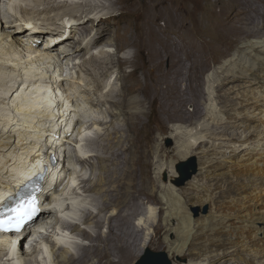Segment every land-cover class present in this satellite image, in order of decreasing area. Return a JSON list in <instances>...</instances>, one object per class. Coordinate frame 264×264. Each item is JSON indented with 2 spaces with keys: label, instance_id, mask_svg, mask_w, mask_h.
Masks as SVG:
<instances>
[{
  "label": "bare ground",
  "instance_id": "obj_1",
  "mask_svg": "<svg viewBox=\"0 0 264 264\" xmlns=\"http://www.w3.org/2000/svg\"><path fill=\"white\" fill-rule=\"evenodd\" d=\"M14 1L16 0H9L8 3L12 9ZM26 1L28 2L29 0ZM125 1L34 0V7L38 9L34 12V16L40 18L41 21H48L49 24H52L53 20L45 14L66 8L83 10L79 15L83 22H78V20L75 21L76 23H72L73 20L65 21L66 27L58 34V30L49 31L45 28H39L38 25L45 27L46 24L35 23L38 22L35 18L23 19L26 24L24 25L25 27L20 25H18L19 27H14L13 25V33L9 32V26L5 25L4 27L1 22L0 105L1 103L5 104L4 106L10 104L14 96L19 102H16L14 98V103H17L16 105L12 104V101L11 104L12 106L14 105V109L12 110L11 106L8 107L7 105L5 110L3 109L4 111H2L1 109L0 112L4 116L3 122L0 121L2 122L0 126H3L0 129V153L4 154L0 155V204L8 196L15 195L26 181L40 174H44L45 182H49V185L53 187V190L46 197L47 208L43 209L42 207L41 222L39 221L40 223L36 228L46 231L45 233L32 231L34 232L33 235L36 233L34 236L40 235L39 237L42 239L36 242L33 247L34 264L46 263L44 260L47 258L44 255L41 256L43 254L41 248L51 241L53 245L52 252L56 258L54 264H130L136 257L134 253L136 248L134 245L135 240H132L133 221L135 216L145 209L146 201L149 203L162 202L164 206H167L164 222L168 226L172 220L179 221L178 214L171 205L175 199L182 201V198L172 186L173 182L177 180L178 173L174 170L172 172L169 171V183L172 184L169 190H162L165 191L162 199L158 198L154 191L162 187L160 186V179L153 182V190L146 189L145 183L148 180L147 178H149V171L146 169L148 167L146 162H144L148 157L144 149L150 146L151 141L150 143H143L140 139H137L134 143L136 147L135 154H137V158L134 160L128 159L129 156L127 157V154L129 155L132 152L129 146L120 148L119 152H113L111 146L103 147L102 149L110 156L106 158L100 157V160L113 162V164L111 163L112 166L103 168V173L96 176L95 180H80L79 185L74 187L72 193L83 189L85 193L106 194V202L104 204L99 205L96 200L92 201V205L96 207L97 211H92L89 207H85L84 205L87 203L83 201L81 203L82 206L78 210L76 205L72 206L70 215H65L64 217L56 216V211L53 208L58 202H63V204L59 203L61 204L60 207H66L65 210L67 211L64 214L70 211L68 210V203L66 204L65 202L68 197L62 195L64 199H57L59 198L57 197L58 195L53 196V193L58 191L64 182L63 175L70 170L66 166L68 154L63 151L70 141L71 134L69 135L67 132L73 129L72 132L74 133L77 126L82 124L84 115L81 109L84 108L82 107L83 105L81 106L77 103V100L71 94H68L64 88L63 82L65 80H62V75L65 72V67L62 64L59 65V63L64 59L66 60V58H71L72 60L80 58L83 60L92 50L100 49L102 46H113V40L109 36V29L103 21L104 15L100 16V13L96 12L100 16L99 18L97 17L94 20L89 18L87 20L88 14L103 9L108 10L107 15L111 16V18L116 16L118 11H123L122 14L124 15L129 14L136 17L137 20L141 19V22L136 27L131 22L130 29L122 37L124 44L122 49L129 52L131 49L135 51L134 54L130 52V54H133L132 59L131 57H129L130 59L121 57L117 60L121 72H124L123 69L125 68H133L130 74L123 73V76H121L125 80L131 78L132 81L126 84L125 87L123 86L124 93L114 90L109 83L105 85L102 82L97 81L96 83L95 81L94 94L97 98L89 101L91 106H106L112 101L113 104H111L120 111L119 115H124L125 120L131 126H133L134 122L135 126L138 123L144 124L143 117L146 116L145 105L147 104L148 109L156 112L159 119V125L152 128L153 131L151 129L150 134L156 130L164 132L168 129L165 126L166 121H170V123H172L171 121L185 124L192 123L193 125L195 123L194 120L206 119L207 114L205 115L204 103L209 101V94L206 89H203L204 83L200 77L211 68L212 62H216L218 55H223L221 44L223 42L235 43L238 40L244 41L241 40V35H247L253 39L264 35L263 0H257L258 6L260 4L262 8L258 7L254 11L256 12L255 18L259 21L251 18L252 12H250L251 14L247 12L253 8L249 0H240L241 3H236L234 7L232 0H228L223 6L210 13L205 12L202 5H196L194 0ZM238 5L241 6V11L234 13ZM23 9L24 11H30L28 7H23ZM255 21L259 23L260 30L248 31L245 25L247 24L248 26L250 22ZM55 27L57 28V26ZM35 32L38 34L37 37H34L36 35ZM165 32L182 33V37L189 42L185 43L186 46L185 44L182 46L176 39L169 37L168 34L166 36ZM52 34L55 36V38H52L54 39L53 41L50 39H46L47 41L43 40L46 42L44 45L40 42L42 38H50ZM77 35L78 37L76 38ZM238 52L239 57L236 61L230 62L228 66L226 63L223 70L217 74V77L210 80L211 82L208 80V83L205 80V83H208L212 90V98H214L213 100L211 98V100L216 101L217 105L226 112L232 109L235 104L238 108L240 105L241 108L246 105L249 107L254 105L258 109L264 108V42L254 43L249 40L242 43V46L238 48ZM101 53L100 57L91 56V60L94 62L91 64L92 67L93 64L95 66L93 71L106 77L115 65L113 58L107 60L108 56L112 57L110 53L104 51ZM143 56H147L149 61L145 63L146 66L141 68L138 63ZM103 58L106 61H103ZM167 62L169 63L168 66ZM235 66L237 68H234ZM91 70L92 68H87L85 71L90 73ZM50 72H53V74H50ZM57 73H60L62 79L55 75ZM139 73L142 74V80L139 77ZM191 75H194L192 79ZM244 78L253 79V84L259 85L260 88V93L258 91L257 97L253 96V98H250L248 96L246 105H244L245 100L235 103L236 90L241 88L238 82H241ZM22 80L23 82L21 83ZM62 95L65 101L61 100L60 102ZM121 95L122 97L119 100L115 99ZM134 95L140 96L142 100H137ZM127 99L130 101L129 103ZM6 100H9V102ZM188 103H193V111L186 109ZM25 104L26 106L28 104V106L25 107ZM29 106L31 107L29 108ZM115 112L111 107H107L104 114L116 117L115 114L118 113ZM260 112L259 114L262 115L261 119L264 121V110L260 109ZM73 113L74 116L72 115ZM239 115L242 114L239 113ZM235 116L240 118L237 115ZM253 117V119H257L255 113ZM204 121L205 127L201 128V131L213 130L211 140L214 141H222L223 137L221 136H224L232 129L235 131L239 130V127L234 125L230 119L225 123L213 121L212 124H209L206 123V120ZM135 126H133L134 129ZM116 133L120 132L116 131ZM205 144V141H200L197 146L200 147ZM56 148L58 150H55ZM237 151L238 148L234 147L232 151H225L220 155L216 152L206 154L208 158L204 163V168L202 167L205 170V174H209L213 170L217 160H222L221 162L231 166L230 168L233 170L248 174L247 176L250 178H252V175L256 176V173L262 172L264 174V150L260 151L252 148V150L246 152V155L238 157ZM53 155L58 158L57 166H52L50 163ZM190 156L191 152L184 151L179 154L178 159L185 160ZM97 157L99 158V155ZM78 158L81 163L89 160L87 157L81 158V156H78ZM225 164L223 165L226 166ZM223 173L218 176H222ZM257 180L259 181V179ZM106 183L108 188L104 191V184ZM259 183L260 187L257 189L254 186V190L250 193H248L250 189L245 186L244 192H247V195L256 192L252 198V206H245L237 216L217 212L210 220L206 221L203 228H198L199 230L196 233L190 232L193 237L196 234V237L199 236L201 234L200 231L204 234L207 233L209 236V240H206L209 243L207 242L208 244L205 243L206 245L203 246H199L200 243H198L199 247H195V249L193 248L190 251V257L195 260L201 258V256L198 257L199 255L204 254L206 255L205 260H207L206 264H264L261 261V256H264V237L257 240L256 236V232L259 231L264 234V188H262L261 181ZM192 184L194 189L199 190L201 188L199 183ZM231 186L240 187V183L236 185L234 183ZM212 198V196H208L207 201L212 202ZM44 203L45 201H43ZM122 204H124V207H122ZM80 215L89 230L81 229L76 224L81 221ZM51 220H54L55 224ZM185 221V226L187 225L193 231L192 225L194 223L189 213L185 216ZM236 221H238L240 228L250 233V237H247L249 234L239 236L238 233V236H235L228 243L221 241L216 236L217 232L219 231L218 233L220 234L223 230H231ZM182 222L184 221L182 220ZM144 224L149 225V222L145 221ZM145 225L142 228L143 230ZM58 226L63 229H70L71 234L82 237L89 244L77 242L74 248H71L76 250L75 254L67 248L58 250L57 247L59 245L68 246L66 242H69V239L73 237L69 236L68 238L66 236L63 239L64 235H57V244L59 245L54 244L52 237L56 236L55 230ZM160 227L159 224L155 226L156 232L163 229H160ZM103 228H107V231L103 232ZM171 229L169 231L172 232ZM181 234V232L177 234L179 243H175L177 244L175 245L176 247L172 246V248L175 247L174 252L169 255V258H172L175 264H177L176 259L178 257L185 258L184 251L191 237L190 235L186 240H183ZM30 235L29 233L22 238H19L18 235H15V237L0 235V239L6 240L0 242L1 255L10 264H21L18 260L15 261L14 257L12 258L13 252H15L14 248L17 245L22 247L26 238ZM141 245L143 251L148 246V243L143 240ZM252 247L261 251H253ZM22 254L25 255L24 252ZM235 259H239L240 262L234 261Z\"/></svg>",
  "mask_w": 264,
  "mask_h": 264
},
{
  "label": "rangeland",
  "instance_id": "obj_2",
  "mask_svg": "<svg viewBox=\"0 0 264 264\" xmlns=\"http://www.w3.org/2000/svg\"><path fill=\"white\" fill-rule=\"evenodd\" d=\"M29 1L27 2L26 0L24 1L16 0L14 1V4L12 3L14 6L12 9L8 5L9 0H0V18H1L0 25L2 22L4 27L5 25H7V27L9 26L8 27L9 32L13 33L14 31V29L12 28L13 25L14 27H17L18 25L24 26L26 25L24 20H27L28 18H35L37 19L36 21H38V22L34 21L35 23H41V24L45 23L46 24V26L44 24L45 27H43L42 25H38L39 28H45V29H48L49 31L58 30L57 31V34H58L59 32H61V30H63L64 27H66L65 21L73 20L72 23H74L76 20H78V22H83V19L79 18V15L83 12V10L77 9V8H74V9L69 8L70 10L66 8V9H61L60 11H57V12L45 14L48 17H51V19L53 20L52 24L51 23L49 24L48 21H41L40 18H37L36 16H34V12L38 10L34 7V2H33L34 0H29ZM70 1H75V0H70ZM127 1L129 0H126L125 2ZM227 1L228 0H194V3L196 5H202L203 10L207 13H210L212 11L217 10L218 7L223 6ZM249 1L251 2V5L253 8H251L247 12L248 13L252 12V14L250 13L251 18H255L256 12L254 11H256L258 7L262 8V6L260 4L258 6L257 0H249ZM231 2H232L233 7L236 5V3H241L240 0H232ZM23 7L24 8L28 7L30 11H24ZM240 7H241L240 5L236 6L234 13L241 11ZM96 12L100 13V16L104 15L103 21L105 22L104 23L105 26L109 29V32H110L109 36L113 40V46H110V47L102 46L100 47V49L98 48L99 50L98 49L92 50L89 54L85 56L83 60L80 58L75 59V60L74 59L72 60L71 58L70 59L66 58V60L64 59L62 60V62L59 63V65L62 64L63 67H65L64 68L65 72L62 75L63 79L60 73L55 74L56 76L60 77L63 81L65 80L63 82L65 90L68 92V94H71L73 98H75V100H77V103H79L81 106L83 105L82 107H84V108H81L82 112L84 113L82 124L77 126L74 133L72 132L73 129H71L70 132H67L71 134L70 141L64 147L63 151L64 153L68 154L67 155L68 156L67 167H68V170L69 169L70 170L66 171L65 174L63 173L64 175L62 174L64 178V182L59 187L58 191H56V193H53V196L58 195L57 197L59 198L57 199H64V197H68V200L67 201L64 200V201L66 202V204L68 203V208H69L68 210L70 211L64 214L67 211L65 210L66 207H60V205L63 204V202L62 203L58 202L57 205L56 206L54 205V208H53L54 211H56V216L64 217L65 215H70V213H72L71 212L73 208L72 206L76 205L77 210H78V208L82 206L81 203H83V201L87 203V204L84 203L85 204L84 206L87 208L89 207V209L92 211H97V209H95L96 207L95 206L93 207L92 205L93 200L94 201L96 200V202L99 205H102L106 202L105 193H102V194L85 193L83 192V189L77 190L75 193H72L74 190V187L79 185L80 180H84V179L95 180L96 176H99L101 173H103V168L105 169V168H109L112 166L113 162H107V161L100 160V157L106 158L110 156L109 154H106V152L102 149L103 147L111 146V150L113 152H119L120 148L129 146L132 152L129 155L127 154V157L129 156L128 159L134 160L137 158V154H135L136 153V147L134 145L135 141L137 139H140L143 143H150L151 141L152 145L150 144L148 148L144 149V151L148 154V157L144 160V162H146L148 166L146 167V169H148L149 171V178H147L148 180L145 183V188L150 191L153 190L152 189L153 182L160 179L159 180L160 186L162 187L154 190L158 198L160 199H162V196L165 192L162 190H169V187L172 184V183L171 184L169 183V175H170L169 171L172 172L174 170L176 173H178L176 171V165H178L180 162L190 161L191 158H194L195 163L198 168L197 174L192 178V180L187 182L184 186H181V187L177 186L176 185L177 180L173 182L172 186L174 190L182 198V201H177L175 199L171 203L174 211L177 212L178 214V217H179L178 222H176L175 220H172L169 226L166 222H164V218L166 217L167 206H164L162 202L161 203H153V202L149 203L148 201H146V204L144 206L145 209L141 210L142 212L140 211L141 213L139 212L137 214L139 216L137 215L135 216V220L133 221L134 226L132 230V240H135L134 245L136 246V248H135L134 253L136 257L130 263V264H135L136 261L140 259L143 251L147 248L151 249L154 252H166L168 255L172 254V252H174V248L176 247L175 245H177L175 243H179V240H177V236H178L177 234L181 232L182 233L181 236H183L182 237L183 240H186L191 235V233H196V231L199 230L198 228L200 229L203 228L206 224V221L210 220L215 214H217V212L225 214V215L234 214L237 216L238 214L241 213V211L244 209L245 206H252L253 205L252 198L255 196L256 192L247 195V192H244L245 186H247L248 189H250L248 193L252 192L255 187H257L258 189V187H260L259 185L260 181L262 184V188H264V174L262 172L256 173V176L252 175V178H250L249 176H247L248 174L246 173L240 172L238 170H233L232 168H230L231 166L226 165L225 163L221 162L222 160H217V163H215V165L213 166L214 167L213 170L209 174H205V170H203L204 163L207 161V158H208L207 155L210 154V152H212V154L213 152H216L220 155L221 153L225 151L230 152L234 149V147H236L238 148V151H237V157H238V156L246 155V152H248V150H252V148L257 149V150L259 149L260 151L264 150L262 149L264 148V121L261 119L262 115L259 114L261 113L260 109L264 110V108L258 109L257 106L252 105L253 107L252 106L249 107L246 105L247 103L246 101L249 97L250 98L251 97L253 98V96L257 97L258 91L260 93L259 85H254L253 79H250V78H244L241 80V82H238V85H241V88L239 90L238 89L236 90L237 96H236L235 103L236 102L239 103L240 100H243V101L245 100L244 105L246 106L241 108V105H240V107L238 108L235 104L232 107V109L226 112L220 106L217 105L216 101H212L214 97L212 98L213 96L212 90L208 84L212 78L214 79V77H217V74L223 70L226 63H227L226 65L228 66L230 65V62L236 61V59H238L239 57L238 48L242 46V43L248 42L249 40L250 42H254V43L264 42V35H261L260 37L258 36L257 38H254V39L251 37H248L247 35H241L240 38L241 40H244V41L238 40L235 43H232V42L224 43L223 42L221 44V50H222L223 55H218L216 57V62L211 63L210 65L211 68L202 74L204 78L202 75L200 77V79L203 80L202 82L204 83L203 89L204 90L206 89V92L209 94L208 97H209L210 102L208 101L204 103L205 104L204 109H206L205 115L207 114L206 119L194 120L195 123L193 122L194 123L193 125L192 123H186V124L180 123V122L176 123L175 121H171L172 123H170V121L169 122L166 121L165 126L168 129H166L164 132L156 130L154 133L152 132V134H150L149 133L150 130L159 125V122H158L159 119H158V115L156 112L148 109L147 104L145 105L146 116L143 117L144 124L138 123L135 126L134 125L135 122H134L133 126H135V129L133 128V126L128 124V122L125 120L124 115H119L120 111L112 105L113 104L112 101H111L112 104L109 102L108 104H106V106H91L90 105L89 100L97 98V96L94 94L95 88H96L95 81L96 83L97 81L102 82L105 85L109 83L111 88L121 93H124L123 86L125 87L126 84L132 81L131 78L125 80L121 76H123V73L130 74L133 68L132 67L125 68L123 69L124 72H121L120 70L121 68L119 69L117 60H119V58L121 57H124V58L131 57L132 59L135 51L134 49H131L130 52L133 54H130L129 51H124L122 49L124 46L122 37L125 34V32L130 29L131 22L133 23L135 27L141 22V19L137 20V18L132 15L122 14L123 11H118V14L116 16H112L111 18V16L107 15L108 10H103V9H99L95 11L94 13L88 14L87 20L89 18H93V20L97 17L99 18L100 16H98ZM21 20L22 22H20ZM55 26H57V28ZM245 28L250 32L252 30L259 31L260 25L257 21H255V22H250L248 26L246 24ZM66 32L68 33L67 30ZM31 33H32V30H31ZM35 34L36 35H34V37H37L38 34L36 32ZM167 34L169 37L176 39L177 42H179V44L182 46L183 44L189 42L187 39H184L182 37V33L176 34V32H171V33L165 32L166 36ZM77 37L78 35L76 36V38ZM52 38H55L53 34L51 35L50 38L48 37L44 39L42 38L40 42L43 43L44 45L46 43L45 41H47L46 39H50L51 41H53L54 39ZM84 42H83V45H84ZM100 51L110 53L112 57L108 56V58L107 57L106 58L107 60H111L113 58L112 60L114 61V65H115L114 68L109 72L108 76L106 77L98 75L97 72L93 71L95 69V66L93 64V67H92V64H91V63H94L91 60L92 59L91 56L95 55L96 57H100L99 55L100 54L102 55ZM103 55H107V54H103ZM103 61H106V60L103 58ZM147 61H149L148 57L143 56L139 59L138 65L142 68L146 66L145 63H147ZM168 64L169 63L167 62V66ZM87 68H92L90 73L85 71L87 70ZM234 68H237V67L235 66ZM52 71H53V68H52ZM50 74H53V72H50ZM139 77L142 80L141 73H139ZM192 77H194V75H191V79ZM205 80L208 83H205ZM22 82L23 80L21 81V83ZM79 83L81 84L79 85ZM62 91H63V87H62ZM134 96H136L137 100H142L140 96L138 95H134ZM121 97L122 95L119 97H116L115 99L119 100ZM123 97L125 96L123 95ZM14 98L15 96L10 101V104H6V106L8 105V107L11 106L12 110L14 109V105L12 106V104H15L14 100L16 99ZM61 100L65 101L63 95L60 98V102ZM6 101L9 102V100H6ZM17 101L19 102V100L16 99V102ZM129 102L130 101L128 100V103ZM4 105L3 103H1L0 112H1V109L2 111L5 110L6 106ZM27 106L25 104V107ZM30 107L31 106H29V108ZM107 107H111L114 111H116L115 113H118V114H115L116 117H114V115H108L106 113L104 114V111L106 112ZM186 109L189 111H193V103H190V104L188 103L186 106ZM74 113L72 114L73 116H74ZM239 113H241L242 115H239ZM254 113L257 119H253ZM0 115H1L0 121L3 122L4 116H2V113ZM235 115L239 116L240 118H236ZM229 119L232 123H234V125L239 127V130L238 131H235L234 129L230 130L227 134H225L224 136H221L223 137L222 141L211 140V135L213 134V130L201 131V128L205 127L203 124L205 122L204 120H206V123L212 124L213 121L216 123H222V122L225 123V122H228ZM2 127L0 126V129ZM116 131H119L120 133H116ZM237 133L239 134L237 135ZM180 136H183V137H180ZM200 141H205L206 144L204 146L201 145L200 147H198L197 145ZM120 144H123V145H120ZM55 150H58V149L56 148ZM184 151L191 152V156L185 160H182V159L179 160L178 159L179 154ZM0 155H4V154L0 153ZM97 155H99V158L97 157ZM78 156L79 157L81 156V158L87 157L89 160L86 161L85 163L82 162L83 163L82 164L81 161H79ZM223 164H225L226 166H224ZM222 173H223L222 176H218V175H221ZM178 178H179V174H178L177 179ZM257 179H259V181ZM192 183H199L201 185V188L199 190L194 189L193 188L194 185ZM234 183L235 185L240 183V187L231 186V184H234ZM107 188H108V184L106 183L104 184V191ZM208 196L213 197L212 202L207 201ZM122 205H123L122 207H124V204ZM197 209L199 211H197ZM205 209H207L206 212H205ZM187 213H189V215L191 216V219L193 220V223H194L192 225L193 231L191 228L189 229L187 225L185 226L186 224L185 216L187 215ZM80 220L82 221H78V222L83 224L84 226V228L82 229L89 230V227L85 225L84 223H82L84 219L81 218V215H80ZM182 220L184 222H182ZM145 221H148L149 225L144 224L145 229L143 230L142 229L144 228L143 223ZM40 222H38V225ZM51 222L55 224L54 220H51ZM234 223L235 224L233 225L231 230L230 229L223 230L224 233L222 232L220 234L218 233L219 232L218 231L217 232L218 235L216 234V236L219 237V239L221 241H224L225 243H228V241L233 240L235 236H238V233H239V236H243V235L246 236L247 234H249L247 235V237L248 238L250 237V233L246 232L245 230L239 227L238 221ZM158 224L161 226L160 229L162 228L163 229L160 230L159 232H156L155 226ZM182 224L184 225L182 226ZM38 225L35 224V226L32 227V230L34 231V229H36ZM170 229L172 230V232L169 231ZM102 231L106 232L107 228H103ZM55 233H56V236L52 237L54 241L56 240V237L58 239L57 235H60V236L64 235L63 236V239H64L66 238L68 234L71 233V231L67 232V229H63L61 226H58V228L55 230ZM200 233L201 234L197 237H196L197 234L194 237L193 235H191V237L189 238L188 244L186 246V249L184 251L185 258L178 257L176 259L177 264H180V263L181 264H190V263L191 264L193 263L206 264L207 260H205L206 255L204 254L199 255L198 257L201 256V258L195 259V260L194 258L190 257V251L193 250V248L195 249V247L197 248L199 246H203L209 243L208 241H207L208 243L206 242V240H209L208 234L207 233L204 234L201 231ZM184 234L187 237H185ZM39 236L40 235L34 236L32 234L26 238V241L24 242L22 247L21 245L15 246L14 248L15 252H13L12 258L14 257L15 261L18 260L21 264L22 263L34 264L33 263V260H34L33 247L36 242H39L42 240ZM70 236H76V235L71 234ZM256 236H257V240H260L264 237V234L259 231V232H256ZM77 238L80 239L79 240L80 242L78 243L89 244L88 241L86 242L82 237L78 235H77ZM81 240H83L84 242H81ZM143 240L148 243V246L142 251L141 242ZM3 241H6V240L0 239V242H3ZM198 243H200L199 246H198ZM54 244H57V242ZM59 246L57 247L58 250L63 249V247H59ZM172 246H175V247L172 248ZM52 248H53L52 241L49 244L47 243L45 246H42L41 248V252L43 253L41 254V256L44 255L47 258L44 260V262L46 261L45 264L55 263L56 258H55L54 253L52 252ZM252 250L256 251L257 248L252 247ZM257 251H261V250H257ZM1 252L2 250L0 248V264H10L8 260H6L3 257V255H1ZM23 252L25 253V255L22 254ZM170 260H172L173 264H175V261L172 258H170ZM234 261L240 262L239 259H235ZM261 261L264 263V256H261Z\"/></svg>",
  "mask_w": 264,
  "mask_h": 264
},
{
  "label": "water",
  "instance_id": "obj_3",
  "mask_svg": "<svg viewBox=\"0 0 264 264\" xmlns=\"http://www.w3.org/2000/svg\"><path fill=\"white\" fill-rule=\"evenodd\" d=\"M179 178L176 181V185L181 187L197 174L198 168L195 163V159L191 158L190 161L180 162L177 167ZM197 211H199L197 209ZM207 209H205V212ZM135 264H173L166 252H154L147 248L143 251L140 259Z\"/></svg>",
  "mask_w": 264,
  "mask_h": 264
},
{
  "label": "snow or ice",
  "instance_id": "obj_4",
  "mask_svg": "<svg viewBox=\"0 0 264 264\" xmlns=\"http://www.w3.org/2000/svg\"><path fill=\"white\" fill-rule=\"evenodd\" d=\"M37 212L38 208L36 207L35 200H33L27 207L23 208L21 211H18L12 220H0V231H19L23 223L26 220H31ZM13 220L15 221L14 226L10 228L9 225L13 224Z\"/></svg>",
  "mask_w": 264,
  "mask_h": 264
},
{
  "label": "clouds",
  "instance_id": "obj_5",
  "mask_svg": "<svg viewBox=\"0 0 264 264\" xmlns=\"http://www.w3.org/2000/svg\"><path fill=\"white\" fill-rule=\"evenodd\" d=\"M69 134V133H68ZM70 135V134H69ZM68 165V162L66 163V166ZM2 203H3V201H2ZM1 203V204H2ZM0 204V205H1ZM81 210H82V208H81ZM41 217H42V215H41ZM40 217V218H41ZM40 218H38V219H35L32 223H31V225H30V228H28V229H24L21 233H19L18 234V236H19V238H22V237H24L25 235H28L29 233L32 235L34 232H32L33 230H32V227L33 226H35V224H37L38 225V222L40 221ZM83 219V218H82ZM42 220V219H41ZM82 221V220H81ZM82 223H84L85 225H86V223L83 221ZM78 226H80V228L82 229V228H84V226H83V224H81V223H76ZM34 231H36V232H41V233H45V231L46 230H44V231H42V230H39V229H34ZM68 231H71L70 229L69 230H67V232ZM36 234V233H35ZM34 234V235H35ZM71 235V233L70 234H68L67 236H68V238H69V236ZM8 237H15V234L14 235H7ZM70 241L69 242H66V244H68V246H59V247H63V248H67L68 250H70L73 254H75L76 253V250L75 249H71V248H74V246L77 244V242H80L79 240L80 239H78L77 238V236H73L72 238H70L69 239ZM58 241V239L57 240H55L54 241V243H56ZM81 242H84L83 240H81Z\"/></svg>",
  "mask_w": 264,
  "mask_h": 264
}]
</instances>
